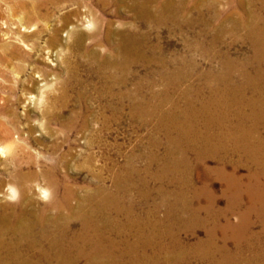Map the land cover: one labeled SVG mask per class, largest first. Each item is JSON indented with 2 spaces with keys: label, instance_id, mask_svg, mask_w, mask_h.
<instances>
[{
  "label": "bare ground",
  "instance_id": "6f19581e",
  "mask_svg": "<svg viewBox=\"0 0 264 264\" xmlns=\"http://www.w3.org/2000/svg\"><path fill=\"white\" fill-rule=\"evenodd\" d=\"M66 1L77 16L67 44L98 77L95 99L109 110L103 129L129 108L133 120L151 128L149 145L129 156L112 188L103 175L108 165L97 170L88 160L99 184L83 196L63 174L81 165L74 155L34 169L23 145L0 147L7 165L0 171V264H264V0ZM123 9L133 21L117 27L110 15ZM160 29L202 50L226 33L238 39L243 29L251 54L241 61L216 52L218 67L198 72L194 82V65L188 70L185 60L161 50ZM60 40L58 32L50 39ZM89 95L77 101L90 102ZM68 96L64 89L62 104ZM76 111L63 121L67 129L77 127ZM95 131L89 146L104 140ZM7 138L0 132V141ZM41 179L53 187L49 201L36 198L35 185L43 198L50 192ZM129 180L136 181L135 197Z\"/></svg>",
  "mask_w": 264,
  "mask_h": 264
},
{
  "label": "rangeland",
  "instance_id": "374dc122",
  "mask_svg": "<svg viewBox=\"0 0 264 264\" xmlns=\"http://www.w3.org/2000/svg\"><path fill=\"white\" fill-rule=\"evenodd\" d=\"M52 3H47L46 0H0V132L8 133V138L0 141V147L10 149L15 144L13 142L23 145L34 160V169H41L45 164L49 166L64 154L70 157L74 155L81 165L75 168L66 166L63 174L70 177L68 180L77 185L79 195L83 196L99 184L85 165L88 160L97 170L104 164L108 165L104 168L103 175L106 177V185L114 187L113 177L118 174L120 167L127 165L129 156L135 158L137 152L149 145L147 139L151 128L141 126L138 120H133L129 116L130 109L127 108L126 115L119 122L103 129L101 120L104 114L108 115L109 110L103 111L102 104L105 102L95 99V84H99V79L90 74V65L79 53V49L67 44L68 28L72 26V20L77 18L72 12L76 5L66 0ZM84 10L82 8L80 13L83 14ZM107 10H100V14L109 17ZM66 15L71 16L70 22ZM110 16L116 20L117 27H126L129 21H133L132 12L126 9ZM56 32L61 40L53 43L50 39ZM243 33V29L236 32V36L240 35L238 39L231 33L223 34L214 49L211 48V43H207L205 50H202L191 48L182 36L160 29L159 43L167 57L176 56L179 60L175 61L181 63L185 60L188 70L193 69L194 65L196 70L193 69L192 80L200 82L198 72L218 67L220 62L216 52L227 51L241 61H244L249 52L251 54V45L243 39ZM195 35L193 31L190 37ZM138 71L142 73L144 68L138 66ZM64 89L69 94L68 105L62 104L64 99L61 94ZM81 90L82 94H77ZM88 94L90 102L77 101L80 95L84 99ZM76 110H81L77 127L67 129L63 121H69L74 113L79 114ZM84 120L91 123L82 129ZM95 130L104 140L89 146V138L96 133ZM56 144L60 148L56 149ZM90 152L95 154L94 159ZM4 158L0 153V171L7 167ZM138 163L142 164L143 161ZM210 163L214 165L215 161ZM247 171L246 167L240 168L242 174ZM2 176L6 177L7 174L3 173ZM41 180L50 192L47 198H43L35 185L36 198L49 201L53 198V187L44 179ZM135 186L136 181L129 180L128 195L135 197V190H132ZM151 186L157 187L156 184ZM221 187V182L215 180L213 188L219 191ZM220 204L225 205L224 199L220 200ZM164 213L163 209L158 211L160 216ZM199 233L204 234L203 231ZM192 237L187 239L193 240Z\"/></svg>",
  "mask_w": 264,
  "mask_h": 264
}]
</instances>
